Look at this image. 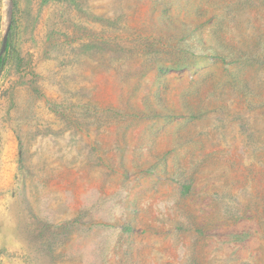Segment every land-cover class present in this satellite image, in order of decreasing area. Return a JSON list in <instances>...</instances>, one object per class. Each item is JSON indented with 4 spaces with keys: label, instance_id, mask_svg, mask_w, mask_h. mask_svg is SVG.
<instances>
[{
    "label": "rangeland",
    "instance_id": "374dc122",
    "mask_svg": "<svg viewBox=\"0 0 264 264\" xmlns=\"http://www.w3.org/2000/svg\"><path fill=\"white\" fill-rule=\"evenodd\" d=\"M6 36L0 264H264V0H0Z\"/></svg>",
    "mask_w": 264,
    "mask_h": 264
},
{
    "label": "water",
    "instance_id": "95a60500",
    "mask_svg": "<svg viewBox=\"0 0 264 264\" xmlns=\"http://www.w3.org/2000/svg\"><path fill=\"white\" fill-rule=\"evenodd\" d=\"M6 41H7V36L4 37L2 43H1V47H0V57L3 54V52L5 51L6 48Z\"/></svg>",
    "mask_w": 264,
    "mask_h": 264
},
{
    "label": "trees",
    "instance_id": "16d2710c",
    "mask_svg": "<svg viewBox=\"0 0 264 264\" xmlns=\"http://www.w3.org/2000/svg\"><path fill=\"white\" fill-rule=\"evenodd\" d=\"M11 27H12V24H11ZM8 36H9V33H8ZM0 61H1V58H0Z\"/></svg>",
    "mask_w": 264,
    "mask_h": 264
}]
</instances>
